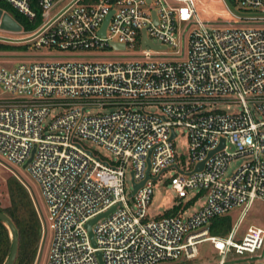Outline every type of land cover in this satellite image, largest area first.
<instances>
[{"label": "built area", "instance_id": "2783aa9c", "mask_svg": "<svg viewBox=\"0 0 264 264\" xmlns=\"http://www.w3.org/2000/svg\"><path fill=\"white\" fill-rule=\"evenodd\" d=\"M5 1L30 22L39 17L14 41L59 50L138 48L130 60L0 64V84L14 94L0 100V156L24 165L38 186L51 231L45 264L191 259L204 241L217 251L216 264H249L228 255L264 250L263 226L234 239L248 207L264 201V26H239L264 25V0H235L260 8L254 14L237 12L231 0ZM218 17L233 21L206 26ZM15 22L18 31L0 29L20 32ZM169 47L177 49L165 54ZM231 101L240 110L216 107ZM182 129L184 167L173 143ZM83 139L114 159L100 158ZM237 158L245 161L227 174ZM166 172L179 200L173 208L206 194L197 212L150 214L152 184ZM236 206L242 210L228 235L209 234L208 221ZM95 217L90 237L86 224ZM257 258L264 264V254Z\"/></svg>", "mask_w": 264, "mask_h": 264}, {"label": "rangeland", "instance_id": "374dc122", "mask_svg": "<svg viewBox=\"0 0 264 264\" xmlns=\"http://www.w3.org/2000/svg\"><path fill=\"white\" fill-rule=\"evenodd\" d=\"M66 0H62L58 6H61ZM233 3V9L239 13L243 14H254L260 10L254 8H247L241 5L235 0H231ZM0 10L7 13L11 18L17 21L20 26V32H9L0 29V38H6L10 41L0 42L2 47H0V64L4 67H13L20 62H31V61H66V60H130L134 59L138 54V48H126L125 50L117 51L113 48H102L98 50H59L53 46H41L35 47L33 41H14L18 39L26 38V35L32 31L36 24L30 23L27 18L21 13L17 12L14 8L10 6L5 0H0ZM55 10V9H54ZM199 17L202 21H206L205 13H200ZM232 22L233 19H227L225 17H218L214 19L213 24L206 25L208 28L214 26H229L227 24H220V22ZM217 23V24H216ZM238 26V25H237ZM242 27H261L264 25H253L244 24L239 25ZM197 27V26H193ZM192 27V28H193ZM185 24L181 25V30H184ZM177 48L169 47L166 49L165 54H173ZM186 50V47H185ZM14 94L6 92L3 90L0 84V100L10 99ZM217 108L227 112L233 113L240 110V105L237 102H223L216 105ZM147 111L156 112L157 109L154 107H146ZM98 112L106 111L104 108L97 110ZM174 148L176 152V160L181 167L186 166L189 159V140L186 130H181L178 136L174 140ZM81 144L88 149H90L94 154L102 159H107L112 161L114 156L101 145L96 144L90 140L83 139ZM264 157V156H263ZM244 158H237L230 162L227 170V174L234 172L237 167L244 162ZM8 175H12L18 178L25 188L27 189L32 202H34V207L36 209L39 225H40V236L37 244V250L35 253L34 260L32 264H45L48 248L51 241V231L47 227L46 223V212L45 206L42 201L39 189L35 181L28 174L22 165H14L0 156V182H2ZM168 173H164L163 176L157 182L152 184V195H151V205L150 214L157 215L162 214L170 208L172 209L174 204L179 200L176 193L170 188L168 181ZM126 179V185H127ZM2 198V197H1ZM185 201V200H184ZM206 201V194L203 193L196 197V199L189 203L188 205L181 204L177 209L184 211V215H191L199 210V208L204 205ZM3 202V200H2ZM242 206H236L231 208L226 213L215 216L210 219L206 224L209 228V234L219 235L226 237L233 227V225L238 221L237 218L241 213ZM170 215V214H169ZM250 225H257L264 227V201L261 199H255L252 204L248 207L244 213L242 220L237 229V236L234 238L236 241L241 239L247 227ZM198 255L195 258L188 259L185 256H180L175 259L164 260L156 264H216L219 259L217 251L213 248L212 244L208 241L201 242L197 245ZM259 254H264V250H259L256 254L250 255L249 253L236 254L231 252L228 255L229 260L241 262L247 260L249 264H263V259L257 258Z\"/></svg>", "mask_w": 264, "mask_h": 264}, {"label": "trees", "instance_id": "16d2710c", "mask_svg": "<svg viewBox=\"0 0 264 264\" xmlns=\"http://www.w3.org/2000/svg\"><path fill=\"white\" fill-rule=\"evenodd\" d=\"M38 22L39 17L36 15L30 23L35 25ZM176 210L177 207L167 211V214H174ZM0 211L9 216L17 231L18 245L13 264H32L40 236V225L27 189L12 175L0 182ZM9 244L8 230L0 221V264L7 257Z\"/></svg>", "mask_w": 264, "mask_h": 264}, {"label": "water", "instance_id": "95a60500", "mask_svg": "<svg viewBox=\"0 0 264 264\" xmlns=\"http://www.w3.org/2000/svg\"><path fill=\"white\" fill-rule=\"evenodd\" d=\"M0 28L5 29V30L18 31L19 25L7 13L5 12L1 13L0 11ZM201 166H202V163L198 165L199 168ZM22 167H24V165ZM141 183L142 181L139 183V185ZM137 186L138 184H134L133 189H135ZM104 214L105 213H102L99 216H102ZM97 217L89 220L86 224V228L89 232L90 237H91L90 225ZM0 221L7 228L9 240H10L9 251H8L7 257L5 261L3 262V264H13L15 260L16 252H17V245H18L17 231H16L15 225L13 224L12 220L9 218L7 214H5L2 211H0ZM97 257L99 258V254H97ZM99 264H101L100 260H99Z\"/></svg>", "mask_w": 264, "mask_h": 264}]
</instances>
